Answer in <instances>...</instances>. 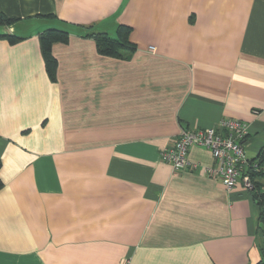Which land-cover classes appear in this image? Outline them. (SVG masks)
<instances>
[{"label":"crops","instance_id":"1","mask_svg":"<svg viewBox=\"0 0 264 264\" xmlns=\"http://www.w3.org/2000/svg\"><path fill=\"white\" fill-rule=\"evenodd\" d=\"M0 264H254L259 208L160 152L188 128L247 124L264 173V0H0ZM71 24V25H70ZM131 27L127 58L86 28ZM54 42V78L38 34ZM264 189V174L253 178Z\"/></svg>","mask_w":264,"mask_h":264},{"label":"built area","instance_id":"2","mask_svg":"<svg viewBox=\"0 0 264 264\" xmlns=\"http://www.w3.org/2000/svg\"><path fill=\"white\" fill-rule=\"evenodd\" d=\"M247 124L240 119L224 117L217 124L206 128L180 130L174 142L160 152V158L170 164L173 170L191 169L187 159L190 146L199 145L209 149L213 164L203 168L204 173L220 180L227 191L237 184L245 190L252 188V180L248 174L250 165L245 154V142L248 130Z\"/></svg>","mask_w":264,"mask_h":264},{"label":"trees","instance_id":"3","mask_svg":"<svg viewBox=\"0 0 264 264\" xmlns=\"http://www.w3.org/2000/svg\"><path fill=\"white\" fill-rule=\"evenodd\" d=\"M14 21L11 18L0 14V25L10 24ZM71 25V24H70ZM131 27L124 24H119L116 28V32L113 35H109L106 32H98L88 30L81 35L83 37L93 38L96 42V48L101 55L112 56L117 58H127L133 51L136 50V45L130 40L129 36ZM70 34L67 27L61 25V27H50L41 31L37 38L39 39V45L42 57L44 59L46 71L51 78H54L56 69V62L51 53V45L54 42H66L68 35ZM0 38L7 39L10 42L16 41L17 36L11 34L0 33ZM1 163V160H0ZM263 156L259 153L254 159L250 161L248 168V174L252 180V188L248 190L254 203L259 208L258 216V229L262 232L264 237V189L262 186L253 180L257 175H263L262 171ZM1 166V164H0ZM2 181L0 179V188ZM260 257L254 264H264V240L263 246L260 250Z\"/></svg>","mask_w":264,"mask_h":264}]
</instances>
